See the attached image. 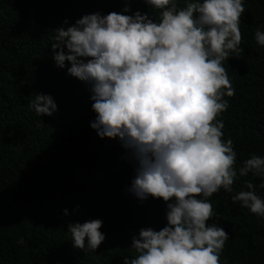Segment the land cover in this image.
<instances>
[{
	"label": "trees",
	"instance_id": "1",
	"mask_svg": "<svg viewBox=\"0 0 264 264\" xmlns=\"http://www.w3.org/2000/svg\"><path fill=\"white\" fill-rule=\"evenodd\" d=\"M158 12L143 0H0V264H122L135 258L131 240L141 228L166 226V203L141 201L127 189L135 163L115 139H101L88 86L55 65L54 29L84 15ZM183 6V0H178ZM240 52L223 62L235 89L218 119L242 166L250 153L264 156V48L254 40L264 31V0H244ZM67 20L68 25L63 22ZM23 82V83H22ZM36 93L50 94L58 110L38 117L28 107ZM264 198L261 178L238 177L234 193ZM223 189L209 198L215 222L229 235L220 264H264V218L233 203ZM67 209L68 215H64ZM103 221L105 241L95 252L72 246L68 224Z\"/></svg>",
	"mask_w": 264,
	"mask_h": 264
},
{
	"label": "clouds",
	"instance_id": "2",
	"mask_svg": "<svg viewBox=\"0 0 264 264\" xmlns=\"http://www.w3.org/2000/svg\"><path fill=\"white\" fill-rule=\"evenodd\" d=\"M158 12L135 11L84 15L71 26L54 29L51 58L67 74L84 82L96 114L90 127L103 138L118 140L135 163L127 189L141 201L166 203V226L141 228L131 240L135 258L122 264H220L229 239L209 198L221 189L233 203L264 218V198L234 193L238 177L251 173L264 187V156L250 153L235 167L231 138L218 119L235 89L223 66L240 52L244 0H143ZM68 25V21L63 22ZM254 40L264 48V31ZM23 83V82H22ZM28 107L38 117L52 116L57 104L36 93ZM64 215H68L67 209ZM103 221L68 224L72 246L95 252L105 241Z\"/></svg>",
	"mask_w": 264,
	"mask_h": 264
}]
</instances>
